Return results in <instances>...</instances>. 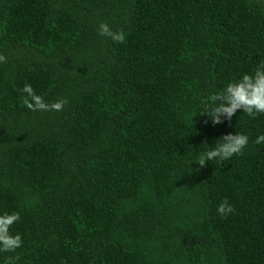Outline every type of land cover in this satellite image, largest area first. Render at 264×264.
<instances>
[{
	"label": "trees",
	"instance_id": "trees-1",
	"mask_svg": "<svg viewBox=\"0 0 264 264\" xmlns=\"http://www.w3.org/2000/svg\"><path fill=\"white\" fill-rule=\"evenodd\" d=\"M0 54V215L23 240L0 264H264V115L204 116L264 62V0H0ZM25 84L67 104L28 110ZM236 133L243 155L195 164Z\"/></svg>",
	"mask_w": 264,
	"mask_h": 264
},
{
	"label": "clouds",
	"instance_id": "clouds-1",
	"mask_svg": "<svg viewBox=\"0 0 264 264\" xmlns=\"http://www.w3.org/2000/svg\"><path fill=\"white\" fill-rule=\"evenodd\" d=\"M98 35L110 38L114 43H126V34L121 30L112 32L106 23H101L97 29ZM7 58L0 54V63H6ZM22 103L31 111H62L67 104L66 99H60L52 103L45 102L44 98L34 91L30 84H25L21 89ZM238 110H242L249 118L255 119L264 115V62L256 67L251 74H243L238 80H233L220 91L210 95L205 106L204 116L208 117L213 125L231 121ZM223 117V120L221 119ZM214 147L200 152L195 164L204 168L208 162L222 163L233 156L243 155L249 138L247 135L236 133L226 134L216 141ZM259 145L264 143V135H260L255 141ZM234 207L223 200L217 207L218 215L227 218L233 214ZM20 220V214L5 213L0 215V254L15 253L22 247V236L10 233L11 227ZM20 257L8 256L7 264H18Z\"/></svg>",
	"mask_w": 264,
	"mask_h": 264
}]
</instances>
